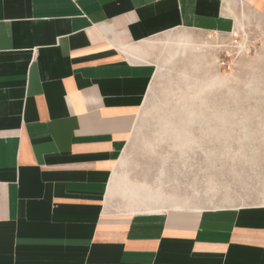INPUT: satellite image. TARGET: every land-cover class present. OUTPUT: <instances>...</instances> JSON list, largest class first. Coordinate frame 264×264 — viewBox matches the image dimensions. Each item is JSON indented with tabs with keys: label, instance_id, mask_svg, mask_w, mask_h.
I'll return each instance as SVG.
<instances>
[{
	"label": "crops",
	"instance_id": "obj_1",
	"mask_svg": "<svg viewBox=\"0 0 264 264\" xmlns=\"http://www.w3.org/2000/svg\"><path fill=\"white\" fill-rule=\"evenodd\" d=\"M238 8L264 22V0H0V264H264V204H188L123 170L150 42L229 31Z\"/></svg>",
	"mask_w": 264,
	"mask_h": 264
},
{
	"label": "rangeland",
	"instance_id": "obj_2",
	"mask_svg": "<svg viewBox=\"0 0 264 264\" xmlns=\"http://www.w3.org/2000/svg\"><path fill=\"white\" fill-rule=\"evenodd\" d=\"M237 15L258 44L239 54L231 69L216 63L217 44L228 30L172 31L191 32L198 47L171 63L161 62L164 48H151L155 75L126 150L125 177L204 207L254 205L262 199L264 22L247 9L238 8ZM166 33L171 31L151 42ZM203 40L210 47H200ZM178 124L185 125V138H192L184 147L171 134Z\"/></svg>",
	"mask_w": 264,
	"mask_h": 264
},
{
	"label": "bare ground",
	"instance_id": "obj_3",
	"mask_svg": "<svg viewBox=\"0 0 264 264\" xmlns=\"http://www.w3.org/2000/svg\"><path fill=\"white\" fill-rule=\"evenodd\" d=\"M232 11V10H231ZM243 13V12H242ZM232 14H233V12H232ZM254 16V15H253ZM244 17V16H243ZM237 21V20H236ZM245 23H242V22H240V21H237L236 22V31H239V29H241V30H243L244 32H245ZM189 32V31H188ZM188 32H180V33H172V31H171V34L170 33H166L165 35H164V37H162V38H159L158 39V41L157 42H150V47L151 48H155V47H158V45H160L162 48H164L165 49V53H164V55H162V58H161V62L162 63H171L173 60H175L176 58H178V57H183V56H186L187 55V53H190L191 51H192V48H196V47H198V44L196 43L197 41L194 39V37L190 34V33H188ZM243 32V33H244ZM197 39V38H196ZM145 41V40H144ZM142 42V41H141ZM144 44V43H143ZM146 44V43H145ZM141 45V44H140ZM201 46H203V47H210V41L209 40H203L202 41V44L200 45V47ZM138 48V47H137ZM135 49V48H134ZM163 49V50H164ZM126 50V49H125ZM206 50V49H205ZM164 52V51H163ZM203 52V51H202ZM158 61V60H157ZM157 65V64H156ZM179 65V64H178ZM159 68L158 69H160V65L158 66ZM155 75V74H154ZM171 90V89H170ZM194 107V106H193ZM167 122V121H166ZM170 123V122H169ZM172 123V122H171ZM170 123V124H171ZM165 124V123H164ZM174 124V123H173ZM177 125V124H176ZM179 125V128H175V126L173 127V133H171V134H173V137H175V139H177L178 141H179V144L182 146V147H184V146H186V145H189L188 144V142H190L191 140H192V138L191 137H189V138H185V136H186V134H187V131L184 129V124H178ZM171 126V125H170ZM162 128V127H161ZM165 129H166V127H165ZM163 130V129H162ZM172 130V129H171ZM162 132V131H161ZM165 131H163V133H164ZM166 132H167V130H166ZM159 133V132H158ZM165 134V133H164ZM164 134H163V136H164ZM170 134V133H169ZM168 134V135H169ZM157 137V136H156ZM158 137H161L162 138V136H158ZM166 137H167V135H166ZM164 138V137H163ZM172 138V137H171ZM170 138V139H171ZM160 139V138H159ZM166 139H168V138H166ZM174 141V139L172 140V142ZM178 141H175L176 143L178 142ZM161 142V141H160ZM158 143V142H157ZM175 143V144H176ZM191 143V142H190ZM154 144V143H153ZM156 144V143H155ZM178 145V144H177ZM178 146V147H180V148H182L181 146ZM152 148V147H151ZM145 149V148H144ZM125 154V157H124V163L126 162V158H127V152L126 153H124ZM124 156V155H123ZM123 166V165H122ZM122 169V168H121ZM131 169V168H130ZM117 171V170H116ZM162 171V170H161ZM117 173V172H116ZM122 174V173H121ZM212 174V173H211ZM130 175V174H129ZM129 175H128V177H129ZM119 176V175H118ZM160 176H162V175H160ZM121 177V176H120ZM124 178V177H123ZM127 178V177H126ZM130 178V177H129ZM160 178V177H159ZM125 179V178H124ZM127 179H125V181H126ZM124 181V182H125ZM210 181V180H209ZM160 182V181H159ZM211 183V182H210ZM213 183V182H212ZM211 183V184H212ZM126 184H127V181H126ZM125 185V184H124ZM123 185V186H124ZM130 185V184H129ZM137 185H139V184H137ZM213 185V184H212ZM212 185H210V186H212ZM127 186V185H126ZM140 186V185H139ZM139 186H138V188H139ZM143 186V185H142ZM145 186V185H144ZM161 186V185H160ZM159 186V187H160ZM112 187H113V185H112ZM133 187V186H132ZM135 187H137V186H135ZM143 187H141L140 186V190L142 189ZM148 188V187H147ZM146 188V189H147ZM109 189V188H108ZM150 189V188H149ZM228 189V188H227ZM145 190V189H144ZM156 190V189H155ZM112 192H114L113 190H111ZM116 191H118V190H116ZM137 192H138V190H136ZM135 191V192H136ZM142 191V190H141ZM163 191H164V189H163ZM221 191V190H220ZM109 192V191H108ZM143 192V191H142ZM156 192V191H155ZM119 193H121V195H122V191L121 192H119ZM152 193V192H151ZM206 193V192H205ZM124 194V193H123ZM148 194V193H147ZM199 194V193H198ZM110 195V194H109ZM125 195V194H124ZM123 195V196H124ZM140 195V194H139ZM153 195V194H152ZM151 195V196H152ZM132 196V195H131ZM168 196H169V194H168ZM130 197V196H129ZM129 197H128V199H129ZM160 197H161V195H160ZM173 197V196H172ZM171 197V198H172ZM110 198V197H109ZM143 198V197H142ZM175 198V197H174ZM186 198V197H185ZM199 198V197H198ZM228 198V197H227ZM176 199V198H175ZM222 199V198H221ZM183 200V199H182ZM205 200V199H204ZM132 201H134V200H132ZM136 201V200H135ZM179 201V200H178ZM194 201V200H193ZM192 201V202H193ZM224 201V200H223ZM139 202V201H138ZM143 202V201H142ZM189 201H187V203H188ZM164 203H166V202H164ZM259 204H264V196L262 197V199H260L259 200V202H258ZM257 203V204H258ZM174 204V203H173ZM177 204V203H176ZM185 204V203H184ZM189 204V203H188ZM187 204V205H188ZM208 204V203H207ZM244 204V203H243ZM212 205V204H211ZM181 206V205H180ZM183 207V206H182ZM192 207V206H191ZM207 207V206H206Z\"/></svg>",
	"mask_w": 264,
	"mask_h": 264
},
{
	"label": "built area",
	"instance_id": "obj_4",
	"mask_svg": "<svg viewBox=\"0 0 264 264\" xmlns=\"http://www.w3.org/2000/svg\"><path fill=\"white\" fill-rule=\"evenodd\" d=\"M235 31V27L231 28L224 40L217 44L219 53L216 58V63L221 68L231 69L235 65V61L239 54L251 52L258 41H253L247 29ZM217 35V34H216Z\"/></svg>",
	"mask_w": 264,
	"mask_h": 264
}]
</instances>
